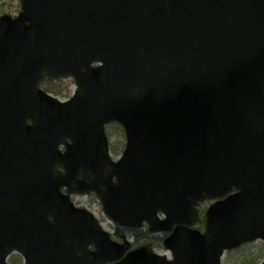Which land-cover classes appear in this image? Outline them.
Instances as JSON below:
<instances>
[{"label": "water", "instance_id": "water-1", "mask_svg": "<svg viewBox=\"0 0 264 264\" xmlns=\"http://www.w3.org/2000/svg\"><path fill=\"white\" fill-rule=\"evenodd\" d=\"M44 78L75 89L59 100ZM88 193L121 243L70 200ZM125 232L169 256L124 253ZM255 240L264 0H19L0 14V264L13 251L24 264H221Z\"/></svg>", "mask_w": 264, "mask_h": 264}, {"label": "rangeland", "instance_id": "rangeland-1", "mask_svg": "<svg viewBox=\"0 0 264 264\" xmlns=\"http://www.w3.org/2000/svg\"><path fill=\"white\" fill-rule=\"evenodd\" d=\"M18 3H19V0H0V14H9L11 16L16 15L18 12V9H19ZM41 87L42 88H52L51 89L52 92L57 91L59 88H63L65 90H67V92L69 94L68 96H70V94L74 88V85H73V81L71 79H64V80H61V82L59 81L55 84L42 83ZM49 93L52 94L53 96H56L60 100H64L68 97L66 95L58 96V95H55L51 92H49ZM106 136L108 139L110 155L114 160H116V158L119 156L121 149L123 147V144H124V136L122 134V131L120 130V128L117 125L110 124V125L106 126ZM112 147L117 148V151L112 152L110 150ZM72 201L74 203H76L78 206L85 207L86 209H88L89 211L94 213V215L101 222V225L109 233H111L113 231V226H112L111 222L102 213L100 203L97 201V199L95 198V196L93 194H88V195H84V196H76V197L72 198ZM205 205H206V203H205ZM249 245L247 247H245L242 250V252H249L250 251ZM251 246L252 247L262 246V248H263V244L261 241H254V242H252ZM153 250L155 252H157L158 254H164L165 253L161 249L156 248ZM240 251H241V249H240ZM236 257H237V254L234 251L225 252L221 258V263L222 264H229L228 262L235 261ZM261 259L264 260V254H263ZM8 262H9V264H13V263L22 264V259L18 254L13 253L9 256Z\"/></svg>", "mask_w": 264, "mask_h": 264}, {"label": "trees", "instance_id": "trees-1", "mask_svg": "<svg viewBox=\"0 0 264 264\" xmlns=\"http://www.w3.org/2000/svg\"><path fill=\"white\" fill-rule=\"evenodd\" d=\"M61 82V80H59ZM59 81H55V82H49V84H55ZM45 91L51 92L55 95L58 96H68V92L67 90L63 89V88H59L57 91H51L52 88H43ZM112 152H116L117 148H111L110 149ZM250 244V245H249ZM249 245L250 251L249 252H242V250L247 247ZM252 243H247V244H243L241 246H239L238 248L232 250L237 254V257L235 259V261L233 262H228L229 264H258L260 261H262V256L264 254V250L262 248V246L257 247L251 246ZM251 246V247H250ZM241 249V251H240ZM231 252V251H230ZM14 264H18V263H14Z\"/></svg>", "mask_w": 264, "mask_h": 264}, {"label": "flooded vegetation", "instance_id": "flooded-vegetation-1", "mask_svg": "<svg viewBox=\"0 0 264 264\" xmlns=\"http://www.w3.org/2000/svg\"><path fill=\"white\" fill-rule=\"evenodd\" d=\"M122 131V130H121ZM105 133H106V127H105ZM123 134V132H122ZM64 191V190H62ZM77 195H72L71 198L73 197H76ZM212 201L211 200H205L204 202H201L198 204L197 206V211H198V216L199 218L201 219V223H202V218H203V214H204V211H205V208L207 205H209ZM206 203V205H205ZM205 205V206H204ZM146 227V224H144V228ZM202 227V224L199 226V228L201 229ZM112 239L114 241H117V242H122L123 241V238H117V237H112ZM124 239L125 241L128 243L127 244V248L126 250L124 251V253H127L137 247H140L142 245H150L152 249H161L159 247L162 239H155V238H144V237H141L139 239H136L134 238L133 234L130 233V232H126L124 234ZM92 248V247H90Z\"/></svg>", "mask_w": 264, "mask_h": 264}]
</instances>
